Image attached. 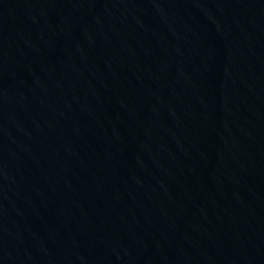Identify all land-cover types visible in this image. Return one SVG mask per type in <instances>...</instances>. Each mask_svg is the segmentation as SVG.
I'll use <instances>...</instances> for the list:
<instances>
[{"label":"water","instance_id":"water-1","mask_svg":"<svg viewBox=\"0 0 264 264\" xmlns=\"http://www.w3.org/2000/svg\"><path fill=\"white\" fill-rule=\"evenodd\" d=\"M0 264H264V0H0Z\"/></svg>","mask_w":264,"mask_h":264}]
</instances>
